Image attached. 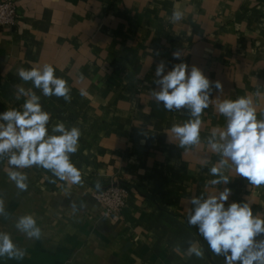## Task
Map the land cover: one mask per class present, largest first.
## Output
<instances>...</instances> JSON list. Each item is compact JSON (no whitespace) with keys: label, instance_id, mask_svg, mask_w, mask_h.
<instances>
[{"label":"crops","instance_id":"1","mask_svg":"<svg viewBox=\"0 0 264 264\" xmlns=\"http://www.w3.org/2000/svg\"><path fill=\"white\" fill-rule=\"evenodd\" d=\"M15 1L16 22L0 26V113L22 110L26 98L17 99L16 89L23 86L51 114L49 135H59L51 131L59 122L79 128L70 159L81 182L36 165L17 169L10 153L0 156V233L27 253L0 257V264H225L187 223L189 200L228 187L226 207L247 202L264 217V184L248 183L230 161L222 169L230 182L210 183L221 156L209 144L213 130L226 127L217 111L224 99L251 96L264 119V0ZM174 7L184 12L177 23L169 19ZM161 61L165 74L184 62L211 82L196 145L181 148L171 132L173 124L195 119L190 109L167 111L152 96L160 90L154 80ZM45 63L67 81L70 102L43 96L17 74ZM12 170L27 175L26 190L9 179ZM113 182L129 187L117 215L107 214L96 195ZM25 215L35 218L39 239L17 229ZM190 242H198L203 258L187 254Z\"/></svg>","mask_w":264,"mask_h":264},{"label":"clouds","instance_id":"2","mask_svg":"<svg viewBox=\"0 0 264 264\" xmlns=\"http://www.w3.org/2000/svg\"><path fill=\"white\" fill-rule=\"evenodd\" d=\"M184 18V12L175 8L170 22L177 23ZM173 58L179 59L180 52H173ZM19 78L31 82L40 89L45 97H62L70 102V88L67 81L55 75L51 64L23 67L17 70ZM154 82L159 91H153L156 102H162L167 111L180 110L187 106L191 116L195 117L183 124H173L171 132L179 140V146L186 148L200 141L201 115L210 103V80L200 68L184 63L173 65L165 74V62L161 61L155 70ZM216 89H222L219 81L214 82ZM255 95L260 96L257 92ZM25 97L22 110L15 108L0 113V156L9 154L8 163L17 169L34 165L51 170L60 180H69L73 184L81 182L80 170L71 162L70 154L78 150L80 129L65 126L63 122L52 127L49 135L48 124L51 114L44 111L38 96L31 88L17 86L16 98ZM217 111L226 120L223 130H213L209 140L211 149L220 154L218 165L210 168L212 185H227L230 180L222 169L229 161L237 175L246 178L248 183L260 186L264 184V119L257 118L256 108L251 96L236 99H224L217 105ZM218 135V140L216 139ZM9 179L17 187L26 190L27 175L20 171H9ZM99 187V183L97 184ZM232 190L224 187L218 194L207 197L192 196V206L187 215V223L198 229L199 235L207 242L209 250L215 256H224L225 264H264V217L254 214L247 202L227 204ZM4 213L0 202V214ZM16 227L29 238L39 239L41 230L31 215L19 218ZM175 250V249H174ZM26 251L17 248L8 234L0 233V257L23 259ZM189 256L204 257V251L198 242H190L187 248Z\"/></svg>","mask_w":264,"mask_h":264},{"label":"built area","instance_id":"3","mask_svg":"<svg viewBox=\"0 0 264 264\" xmlns=\"http://www.w3.org/2000/svg\"><path fill=\"white\" fill-rule=\"evenodd\" d=\"M17 20V2L0 0V26L13 25ZM129 187L113 182L96 192L107 214H120L126 205Z\"/></svg>","mask_w":264,"mask_h":264}]
</instances>
